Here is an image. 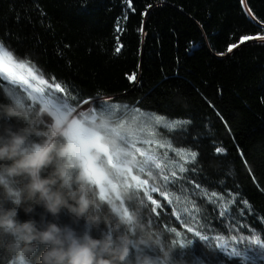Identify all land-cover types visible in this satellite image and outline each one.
I'll use <instances>...</instances> for the list:
<instances>
[{"label":"trees","instance_id":"16d2710c","mask_svg":"<svg viewBox=\"0 0 264 264\" xmlns=\"http://www.w3.org/2000/svg\"><path fill=\"white\" fill-rule=\"evenodd\" d=\"M147 4L152 8L142 16ZM247 4L264 20V0ZM133 7L134 12L124 0H0V39L18 62L72 95L90 101L99 95L191 121L183 133L168 134L175 147L200 153L203 170L189 175L210 190L240 193L254 209L248 223L264 231L256 220L264 217V191L249 176L250 168L264 188V44L226 51L239 36L258 33L260 25L240 0H133ZM118 21L121 33L115 31ZM141 21L144 34L138 31ZM117 35L123 44L119 54ZM132 73L135 82L127 79ZM215 146H223L225 154L210 156ZM170 211L151 214L157 228L173 220ZM205 253L206 264L208 258L211 264H237L217 249ZM0 264L6 261L0 258Z\"/></svg>","mask_w":264,"mask_h":264},{"label":"clouds","instance_id":"9594fccd","mask_svg":"<svg viewBox=\"0 0 264 264\" xmlns=\"http://www.w3.org/2000/svg\"><path fill=\"white\" fill-rule=\"evenodd\" d=\"M107 127L106 120L89 128L7 96L0 102V258L6 264H129L134 249L135 264H171L170 251L158 259L146 253L160 247L161 237L139 213H125L93 190L77 136ZM106 143L116 146L115 139Z\"/></svg>","mask_w":264,"mask_h":264},{"label":"snow or ice","instance_id":"6c2138e0","mask_svg":"<svg viewBox=\"0 0 264 264\" xmlns=\"http://www.w3.org/2000/svg\"><path fill=\"white\" fill-rule=\"evenodd\" d=\"M124 3L128 9L135 11L133 0H124ZM240 3L250 20L260 25V31L256 34L239 36L238 42L227 46V53H231L234 48L247 41L264 42V20L257 17L248 6L247 0H240ZM37 8H39L38 5ZM151 8L152 5L147 4L141 15H148L147 10ZM41 14L43 15V12ZM123 20H127V13L124 14ZM115 31L117 33L123 31L120 21L117 22ZM138 31L144 34L143 21H141ZM122 48L123 44L120 43L119 35H117L114 53L119 54ZM0 79L9 82L11 85L18 84L20 86V89L13 87L10 92L11 100L22 105H24V102L20 99L21 89L27 94L29 100L45 106H52L57 110L71 108L79 103L90 104L91 102L90 98H79L68 93L66 86H62L61 83L54 84L55 93H63L69 97L68 99L53 94L45 95L43 85L48 87H53V85H48L46 80L39 78L25 61L17 62L13 52L6 47L2 39H0ZM127 79L130 82H135L136 74L128 75ZM96 102L97 107H94L96 110L115 116L117 119H123L125 115L132 116L141 113L138 107L120 105L114 101L109 102L108 99H101L99 95ZM141 115L145 118V122L150 119L157 125L162 124L167 131H186L187 126L191 123L187 119L165 118L152 112L141 113ZM148 135L155 136L156 132H149ZM153 143H155V148L145 149L138 146L135 137L129 142L137 160L134 169L136 177L134 191L139 194L141 206L145 207L151 214L159 217L165 208H170L171 211L167 213L169 218L175 217V220L185 227L186 233H190L191 237L197 238L196 240L188 238L178 242L180 250L179 264H205L206 253L203 256L197 255L195 244L205 242L204 247H208L212 241H215L212 247L219 249L227 257L236 260L237 264H256L257 260H264V231L253 227L247 222V216L255 215L251 203L242 198L238 192L231 190L216 191L205 188L188 175V173L203 170L204 161L199 159L200 153L197 150H193L191 147L176 148L170 141L159 142L147 139L142 141L144 145ZM158 149L166 150L158 153ZM170 152L173 155H170ZM225 152L226 149L223 146H215L214 151L209 155L217 156L225 154ZM241 157H243L242 153ZM207 162L212 163L211 160ZM245 166L247 167L246 161ZM249 176H251L257 188L264 191V188H260L250 168ZM160 198L166 203H162ZM197 198L202 203L198 202ZM203 204L213 206L212 212L224 225L226 231L218 232L213 228L207 217L202 218L199 216ZM256 219L264 224V217H256ZM170 231L175 237L181 236V232L177 231L175 227H171ZM208 259L209 264H211L212 258Z\"/></svg>","mask_w":264,"mask_h":264},{"label":"rangeland","instance_id":"374dc122","mask_svg":"<svg viewBox=\"0 0 264 264\" xmlns=\"http://www.w3.org/2000/svg\"><path fill=\"white\" fill-rule=\"evenodd\" d=\"M248 43L264 44V42L262 41H247L244 44H248ZM235 49L236 48H234L233 50ZM4 90L7 96L11 100L10 89H4ZM55 96H63L65 99L69 98L67 95L63 93H56ZM20 99L23 100L24 105L35 106L33 105V103H31L27 99H24L21 95H20ZM101 99H107V98H101ZM109 102H112V101L109 100ZM81 105H83V103L79 105H74L71 107V109L76 108L77 106H81ZM120 105H124V104H120ZM94 107H97L96 99L90 102L89 112L86 114H80L78 117V120L84 121L85 125L89 128H91L92 125L98 123L100 120H106L109 122V127L100 128L93 132L96 136H98L101 139L102 143L105 146L110 148L111 154L115 153L112 164H108V162L104 159H102L101 161L109 177L118 186L120 198H118L116 195H113V194L111 196L103 198L100 195L97 188L91 184L93 187V190L96 191L97 196L101 201L112 199L116 202L118 207L123 209L125 213H128V212L139 213L141 217V221L149 225L151 229L153 230V232L158 233L160 235L161 237L160 247L145 250L148 255H151L154 258L158 259L163 251H170L171 264H179L180 250H179L178 242L180 240H184L188 238H191L193 240H196L197 238L191 237L190 233H186L185 227L179 221H177V224L174 223L175 217H173V220H170L168 222L166 221L161 222L160 228H157L155 226V223L152 221L150 217L151 213L145 207L141 206L139 194L134 191L135 179H136L134 169L136 168L137 160H136V156L134 154L133 149L129 145V142L135 137L137 139L138 146L144 147L145 149L155 148V143L151 145H144L142 144V141L147 139V140L159 141V142L170 141L172 143V141L168 137V134L183 133L184 130L167 131L162 124L157 125L155 124L154 121L150 119L147 120V122H145V118L141 115V113H146V111L141 110V113H137L132 116L125 115L123 119H117L115 116L104 114L103 112L96 110ZM152 131L156 132L155 136L148 135V133ZM112 139H115L116 141L115 147L106 143V141H109ZM165 150L166 149H158L157 152L159 153ZM170 155H173V154L170 152ZM125 191L128 192L127 197L124 196ZM219 191H222V190H219ZM160 199L162 200V198ZM197 200L198 202H201L199 198H197ZM212 207L213 206L210 204H203V207L201 209V212L199 213V216L202 218L207 217L211 221L213 228L216 229L218 232L226 231L224 229V225L221 224V222L216 218L215 213L212 212ZM249 217H254V215L247 216V222H248ZM171 227H175L177 231L181 232V236L175 237L174 234L170 231ZM204 244L205 242H198L195 244L197 255L203 256L207 248L209 249L214 248L212 247V245L215 244V241H212L208 247H204ZM202 249H203V252H202ZM136 255L137 253L134 249L132 257L130 258L129 264H135ZM259 261H264V260H257L256 263H258Z\"/></svg>","mask_w":264,"mask_h":264},{"label":"bare ground","instance_id":"6f19581e","mask_svg":"<svg viewBox=\"0 0 264 264\" xmlns=\"http://www.w3.org/2000/svg\"><path fill=\"white\" fill-rule=\"evenodd\" d=\"M29 67L31 66L29 65ZM31 68L33 69L34 73L39 78H41L38 71L34 67H31ZM48 85H51V84L48 82ZM2 86L4 89H12L13 87L20 89V86L18 84L14 86V85H11L7 81L5 84L2 83ZM43 87L45 88V95H48V94H53L54 96L56 95L54 86L48 87L47 85H43ZM20 95L24 99H27L28 101H30L31 103H33V105L37 107H40V106L47 107L52 112L67 115L76 121H79L78 117L80 114H86L90 110V104H83L73 109L61 108L57 110L56 108L52 106H45L44 104H38L36 102L29 100L27 98V94L24 93L22 89H21ZM77 143L79 146V153L81 155V161L85 165V172H86V175L89 177L91 184L97 188V190L99 191L100 195L103 198L111 196L112 194L120 198L118 186L109 177L101 161L102 159H104L108 162V164H112L115 153L111 154L110 148L105 146L102 143L101 139L98 136H96L93 131L83 132V133L78 134Z\"/></svg>","mask_w":264,"mask_h":264},{"label":"water","instance_id":"95a60500","mask_svg":"<svg viewBox=\"0 0 264 264\" xmlns=\"http://www.w3.org/2000/svg\"><path fill=\"white\" fill-rule=\"evenodd\" d=\"M0 81H1L2 83H4V84L6 83V81H4V80H2V79H0ZM1 86H2V85H1Z\"/></svg>","mask_w":264,"mask_h":264}]
</instances>
